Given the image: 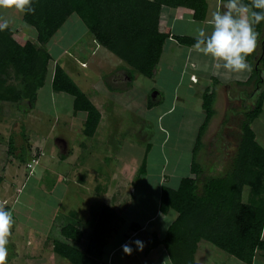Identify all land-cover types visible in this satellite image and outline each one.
<instances>
[{
	"label": "rangeland",
	"instance_id": "obj_1",
	"mask_svg": "<svg viewBox=\"0 0 264 264\" xmlns=\"http://www.w3.org/2000/svg\"><path fill=\"white\" fill-rule=\"evenodd\" d=\"M222 5L218 2L217 8L220 10ZM210 9L211 19L213 12H216V3L212 0H210ZM4 20L9 22L8 26L12 30L20 29V35L24 33L22 31L24 29L31 30L32 34L25 36L24 33V36L28 41L36 42V31L23 22V14L20 10L0 8V24ZM201 27L204 28L203 23H196L192 31H195L197 35V29ZM96 46L98 45L77 15H72L55 34L46 47L52 56V61L45 85L38 92L37 106L33 114L35 125L28 130L36 143V149H38L35 152L39 153L40 159H35L37 163L29 162L33 167L30 175L31 168L27 167L29 160H26L25 151L18 155V163L16 160H8L7 163L4 158L6 171H9V165L13 162L14 168L20 172V177L18 181H15L9 195L5 196L6 187L2 185L0 205L4 208H12L18 195L17 191L21 190L18 201H15L16 205L13 207V209L18 208L19 211L15 210L12 217L14 227L26 239L23 241L25 245L27 239H30L31 246H23V250L31 251L30 249H37L39 243L43 244V235L47 233L43 232V229L49 225L48 219L56 212L58 214L60 212L57 222L64 223L65 220H70V215L63 214L67 211L77 213L76 217L84 222L89 205L98 206L107 203L103 192L106 188L114 189L116 182H120L117 178L119 173L132 175L130 177H133V174L137 175L145 158L147 143L153 147V151L151 150L147 157L153 165L148 167V173H146L148 175L146 180L150 181L151 188L148 190L143 188L146 184L144 177L135 181L137 193L131 211L135 214L138 213L135 210L145 207L148 213H152L157 207V186L152 180L150 171L153 167H158V159L159 172L163 169V161L167 164L162 176H168L167 183L170 186H177L182 177L191 175L192 149L198 128L204 120L200 92L207 84L209 77L213 76L216 80H220V84L226 85L231 84L233 80L247 79L251 74L250 67L242 72L228 71L223 67L222 61L195 49L189 57V62L194 67L192 68L190 64L188 67L198 76L200 83L196 86L191 85L188 89V77L180 78V65L186 59L187 50L177 49L171 55L165 47L158 74L153 79H148L133 71L134 80L127 89L130 79L126 70H130L129 67L112 53ZM104 55L108 61L103 57ZM80 57L82 61L93 67L81 69L79 67L81 61L78 59ZM57 64L65 69L74 67L76 71H82L81 76L70 71L72 79L93 99L97 94L95 103L104 118L102 126H99L93 138L83 134L82 119H85V114H77L76 119L73 118V98L69 94L56 93L52 88L51 81ZM83 72H90V75ZM75 79L79 81V84ZM227 92L224 90L219 96L217 95L215 104L217 113L204 138L205 148L199 157V162L204 166L202 177L209 175V169L213 165L222 172L234 158L240 141L242 114L236 116L230 112L240 111L242 104L237 101V92H232L234 95L230 100ZM155 93L159 94V102L152 110H149L147 103ZM251 103L253 102H248V104ZM106 113L109 114L107 117H105ZM226 114H230L231 117L227 125H225ZM12 123L11 121L9 124ZM252 127L258 142L264 146V113L258 117ZM11 134V130H8L7 135L0 139L4 149L9 148ZM164 138L168 139L165 146H162ZM60 139L66 140L70 145L71 155L66 159L60 158L62 150ZM15 143L20 145L18 138ZM158 145L164 158L162 164L160 161L162 155L156 150ZM2 153L5 157L3 149ZM173 165L175 169L172 168ZM2 168L3 166L0 168V174ZM80 181L84 183L81 184ZM248 195L249 188L246 187L244 200ZM29 208L33 209L37 216L34 215V218H31L29 215L31 213L27 212ZM176 215L172 211L165 217L166 225L172 224ZM162 218L161 216L158 220L159 225L162 223ZM34 224L41 227L37 229ZM53 233L54 237L60 238L56 228ZM14 241L10 240L6 246L8 252L6 264H14L19 256L17 255L19 250H22L19 245L17 250V243L9 244ZM203 254L206 260L211 258L212 264H229L228 261L243 264L205 241L200 245L197 260L203 264H210L200 260ZM63 262L68 264L66 261Z\"/></svg>",
	"mask_w": 264,
	"mask_h": 264
},
{
	"label": "trees",
	"instance_id": "obj_2",
	"mask_svg": "<svg viewBox=\"0 0 264 264\" xmlns=\"http://www.w3.org/2000/svg\"><path fill=\"white\" fill-rule=\"evenodd\" d=\"M218 2H228L219 0ZM249 5L251 0H241ZM34 13L21 11L23 22L36 31V42L24 45L14 38L11 27L0 29V102L11 103L22 111L32 110L38 91L45 85L52 56L47 45L72 15L80 17L96 45L115 55L129 67L127 89L134 80L133 71L153 79L158 74L159 63L168 41L194 46L196 38L172 34V21L163 16L164 11L187 13L191 19L203 22L207 18V0H31ZM260 33L255 51L246 58L251 66L247 81L238 84L251 87L254 93L245 92L240 141L236 154L227 167L218 170L216 165L204 175L199 162L205 148L204 138L216 115L217 87L213 78L202 95L204 120L199 126L192 149L191 175L182 177L176 187L168 184L161 190V214L175 212L177 218L169 226L164 239L153 235L147 253L163 246L171 264H200L196 261L199 244L203 241L236 258L244 264H253L258 255L264 261V146L258 140L252 125L264 113V21L253 24ZM259 48V50H258ZM125 70V69H123ZM52 88L57 93L73 98L75 113L86 114L83 134L93 138L102 120L99 109L78 87L60 65H56ZM252 94H254L252 98ZM253 102L248 104V102ZM158 99L147 103L153 108ZM246 102V103H245ZM229 122L228 118L225 125ZM148 146L137 176L146 174ZM16 152L9 143V155ZM2 178H0V184ZM249 195L244 200V191ZM72 217H76L73 212ZM113 208L102 204L90 207V219L84 227L68 222L60 229L64 240L54 239L53 251L71 264H104L103 252L111 222L115 219ZM59 218V217H57ZM86 244L84 245V243Z\"/></svg>",
	"mask_w": 264,
	"mask_h": 264
},
{
	"label": "crops",
	"instance_id": "obj_3",
	"mask_svg": "<svg viewBox=\"0 0 264 264\" xmlns=\"http://www.w3.org/2000/svg\"><path fill=\"white\" fill-rule=\"evenodd\" d=\"M212 1H214L216 3V11L222 10L223 6L227 3V2H221L223 5H222L221 9L219 10L217 8L219 0H212ZM207 2L209 5V9H208V13H207V18L203 22H197V21L191 19V16L189 14L183 13L180 11H164L163 16L167 17L169 20L171 19V21H172V29H171L172 34L176 35V36L196 38V33H194L195 31H192V30H194L196 23H203L206 33L210 34L212 31V28L210 26V21L212 19V18L210 19V17H211L210 16V11H211L210 0H207ZM16 31L18 33H16ZM16 31H14L15 32L14 37H15L16 41L22 45H24L28 41L25 38V36L32 34V32L30 33L31 30H29V29L22 30L25 33V36H24V33H22V35L19 34L21 32L20 29H16ZM16 35H18V37H16ZM165 47L168 48V52L171 53V55H173L177 49L185 48L187 50V54L185 56L186 59L180 65V67H181L180 78L183 79V76L188 77V84H187L188 89H190L191 85H194V86L198 85L200 83L198 76H196L194 74L193 70H191V68L188 67V64H190V66L192 68L194 67L193 65H191V62H189V57L191 56L190 54L192 52H194L196 48L194 46H185V45L178 44L172 38L170 41H168V43L165 45ZM165 47H164V50H165ZM96 48H98V46H96ZM66 51H67V49L65 50L64 53H66ZM105 56L106 55H104L103 57L106 58ZM78 59L81 61V64H80V66L78 64H76V65H78L81 69H89L90 67H93V65L90 66V65H88L87 62L82 61V57H80ZM106 60L108 61V58H106ZM247 63L249 64L248 61H247ZM85 64H87V66ZM250 68H251V66H250ZM159 69H160V63H159ZM65 71L70 75V77H71L70 71H72L74 74H77V75H80V73L82 72V71H80V72L76 71L74 69V67H72V68L68 67V69H65ZM84 73L85 72H83V74ZM86 73H87V75H90V72H86ZM192 77L195 80H197V82L192 81L191 80ZM249 77H250V75L248 76V78ZM213 78H214L213 76L209 77L207 84L204 86V88H202V91L200 92L201 108H202V95H203L205 89L209 85H211ZM248 78L244 79V80L243 79L233 80L231 82V84H226V85L225 84H219L217 87V90H218L217 95L219 96L220 92L227 90L228 91L227 94H229L228 98L230 100V99H232L231 96L234 95V94H232V92L233 93L237 92V94H236V97L238 99L237 101H239L241 104L244 103L245 92L248 93V91H250V89H251V92L254 93V89H252V86L249 88V87L239 86L238 84H240L241 82L247 81ZM77 82L79 84V81H77ZM219 82H220V80H219ZM51 84H52V81H51ZM81 90L83 91V89H81ZM83 92L87 95L86 91H83ZM96 96H97V94L94 96V99H93L91 96L87 95V97L91 100V102L95 106H96L95 100H97ZM253 96H254V94H252V98H253ZM156 99H158V102H159V94H157L155 100ZM37 101H38V95H37V100H36L34 108L32 110H29V111H22L21 109H18V106L15 104L0 102V139H3L4 136L7 135V131L11 130L12 134H11L9 143L12 141L14 143V146L16 149L15 154L9 156V148L4 149L1 146V141H0V168L3 166L2 170H1V174H0V178H2L0 188L2 187V185L4 187H6L5 196L9 195L11 190L14 188V183H15V181H18V179L20 177V172L17 170V168H14L13 162H11L9 165L10 166L8 168L9 171H6V166H4V158H5V160H7L6 161L7 163H8V160H12V161L16 160L17 161L18 155L20 154V152L25 151L27 153L26 154V160H29V161H27V167H28V164H30L29 162H31L32 160L40 159L39 153L37 152V154H36V152H35L38 149V148L36 149V143L33 141L34 139L31 137V135H29V132H28V130H30L33 125H35V123L33 122L34 121L33 114H34L35 108L37 106ZM72 107H73V103H72ZM153 108H151L149 110H152ZM242 109H243V107H241V110ZM202 111H203V109H202ZM234 111H236V110H234ZM72 112H73V118L74 119H76L77 114H81V113L85 114L83 112L75 113L74 109H72ZM230 113H233V111ZM101 114H103V113H101ZM108 115L109 114L106 113L105 117H107ZM84 118L85 119H82L83 120V129H84V123L86 120V114H85ZM103 118H104V115H102V120H101V123L99 125L100 127L102 126ZM227 118H228V120H229V118H231L230 114H228V115L226 114V119ZM11 121L13 123L9 124ZM27 126L29 128H27ZM36 126L38 127L39 125H36ZM16 138H18L20 145L15 143ZM167 139L168 138L163 139V141L161 143L162 146H165ZM59 143H62V148H61L62 150H61L60 158L66 159L67 156L71 155V149L69 148L70 145L64 139H60ZM146 145H147V148H148V146L151 147V149H150V151H151L153 148L152 145L150 143H147ZM147 148H146V150H147ZM2 149L4 150V152L6 154L5 157L3 156ZM156 150H157V152H160V155H162V150L160 149V151H159V145L157 146ZM148 155H147V157H148ZM11 157H12V159H11ZM162 157H163V155L160 158L161 164H162V161L164 160V158H162ZM17 163H18V161H17ZM152 165H151V161H148V159H147V168H146L147 172L146 173H148V167L152 166ZM162 165H163L162 166L163 169H161L159 172V159H158V167L157 168L153 167L152 170L150 171L151 172L150 175H152V180H154L156 182V186H157L156 187L157 207L153 210L152 213H148L147 208H145V207H141L142 209L135 210L136 212H138L135 214L131 211L132 210L131 207L133 206V203L135 200V194L137 193L135 181L137 179H142L141 177H144L143 179H144L146 184H145V187H143V188L145 190H148L149 188H151L149 185L150 181L146 180V179H148L147 174H145L143 176H137L136 174L135 175L133 174V177H130L132 175L127 176L125 174L119 173V176H117V178L120 179V182L119 183L116 182L114 189L106 188L105 191L103 192V194L105 196L103 194L102 195L104 196L105 200L107 201V203L105 202L104 204L115 210L116 217L111 222V225H110L109 234L107 236L106 245H105L104 252H103L104 253L103 259L101 261L102 263H104V264H165V261H166V264H171V261L169 259L168 254H167V251L164 249L163 246H159L157 248H154L150 251V253H147V249H148V246L150 244V241H151L153 235L158 236L159 239H164V237L167 233V230H168L169 226L171 225V223L166 225V221H165V217H167L171 212H169L168 214H161L160 209H159L160 208L159 202H160L162 187L164 185L168 184L167 183L168 176L167 175L162 176L163 172L165 171L167 164H166V162L164 163V161H163ZM172 168L175 169V166L173 165ZM31 171H32V169H31ZM30 175H31V172H30ZM115 179H114V182L116 181ZM80 182H81V184L84 183V181H80ZM74 183H79V182H74ZM178 183H179V181H178ZM178 183H177V185H178ZM20 191L21 190L18 189V191H17L18 195L16 196L15 201L16 200L18 201V196L20 194ZM0 200H1V198H0ZM15 201L13 203L14 205H16ZM14 205L12 206V208H5V210L10 211L13 215V213H15V210L19 211L18 208L13 209ZM91 206L89 205L88 210L86 211V217H85L84 222H81V220H80L81 218L72 217L71 215H72L73 211H67L66 213H63V214L70 215V217L72 218L71 223H76L77 225L79 224L81 227H84L86 225L87 221L90 219V207ZM27 212L31 213V214H29V215H31L30 216L31 218L32 217L34 218V215L37 216V214L31 208H29V211H27ZM59 214H60V212H59ZM59 214L56 212L55 214H53V216L50 219H48L49 225H47L43 229V232L44 231L47 232L44 235L42 234L43 235V244L39 243V245L37 246V249H30L31 251H29V249L23 250V246H31V245H29L30 239H27L26 245H25V243L23 242L26 240L25 237L22 236V234H19L18 230L14 227V225H12L11 235L8 237V242L10 240L12 241V239H13L15 241L11 242L9 244L12 245V244L17 243L16 244L17 250H18V245H19V248L22 249V250H19V253L17 254L19 256H18V258H16V261H15L16 264H39V263L40 264H66L63 261H66L68 264H71L68 260L63 259V258L59 257L58 255H56L53 251L52 242L54 239H51V238H58V237H54V233H53L54 228H56V230L60 234L61 227L68 224V222L71 221V218L68 217L70 220H65L64 223H62V222L60 223L59 221L57 222L58 218H55V215H57V217H58ZM76 215H77V213H76ZM161 216L163 217L162 223L159 225L158 220ZM27 218H29V217H27ZM35 218H37V217H35ZM174 218H177V215ZM35 221H36V219L34 220V222ZM34 226L37 229H38V227H41L40 225H37V224H34ZM50 227H51V231H50ZM59 237H60L59 239L64 240L63 237L61 236V234ZM40 240H41V238H40ZM135 240H140V241L144 242L145 246H144V250L142 252L139 251L138 248L136 247V245L133 243V241H135ZM201 243L199 244V248H198V251L196 254V261L198 263H200L197 260V258H198V253L200 251ZM85 244H86V242L84 243V245ZM124 244H130V246L133 248L132 255H128V254L124 253L123 248H122V245H124ZM38 249H39V251H38ZM260 255L257 256V258L255 259L253 264H264V261L260 257ZM200 260H202V261L205 260V263L210 262V264H212V262H213L211 260V258L210 259L207 258V260L204 259V254H203V257L200 258ZM228 262H229V264H236V263H232L230 261H228ZM238 262L240 263V261H238ZM200 264H203V263H200Z\"/></svg>",
	"mask_w": 264,
	"mask_h": 264
},
{
	"label": "clouds",
	"instance_id": "obj_4",
	"mask_svg": "<svg viewBox=\"0 0 264 264\" xmlns=\"http://www.w3.org/2000/svg\"><path fill=\"white\" fill-rule=\"evenodd\" d=\"M251 7L259 11L252 12L253 19L250 21L249 5L241 3V0H228L222 12H213L210 34H207L202 27L197 29L194 47L204 55H210L222 61L223 67L228 71L242 72L249 69L246 58L255 51L260 37V33L255 30L253 24L258 25L264 21V0H251ZM0 8L35 12V9L31 7V0H0ZM8 23L4 20L0 24V29L7 28ZM12 225V213L0 205V264H6L8 255L6 246ZM133 243L139 251L144 250L143 241L135 240ZM122 248L124 253L132 255L133 248L130 244H124Z\"/></svg>",
	"mask_w": 264,
	"mask_h": 264
},
{
	"label": "built area",
	"instance_id": "obj_5",
	"mask_svg": "<svg viewBox=\"0 0 264 264\" xmlns=\"http://www.w3.org/2000/svg\"><path fill=\"white\" fill-rule=\"evenodd\" d=\"M192 80H193V81H196L193 77H192ZM32 162H36V163H37V161H35V160H32ZM28 168L33 169V167H32L31 164H28ZM32 172H33V171H31V174H32Z\"/></svg>",
	"mask_w": 264,
	"mask_h": 264
},
{
	"label": "water",
	"instance_id": "obj_6",
	"mask_svg": "<svg viewBox=\"0 0 264 264\" xmlns=\"http://www.w3.org/2000/svg\"><path fill=\"white\" fill-rule=\"evenodd\" d=\"M156 96H157V93L153 94L152 99L154 100L156 98Z\"/></svg>",
	"mask_w": 264,
	"mask_h": 264
}]
</instances>
